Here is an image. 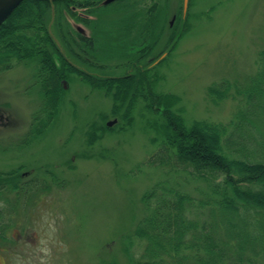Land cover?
<instances>
[{
    "label": "rangeland",
    "instance_id": "374dc122",
    "mask_svg": "<svg viewBox=\"0 0 264 264\" xmlns=\"http://www.w3.org/2000/svg\"><path fill=\"white\" fill-rule=\"evenodd\" d=\"M134 1L124 12L117 3L98 10L100 19L88 33L98 40L103 55L98 64L104 68L92 71H128V59H135L143 44L137 32L145 26L144 16L135 14L153 0ZM154 2L158 22L149 43L158 42L154 54L160 57L140 63L153 70L154 92L177 96L173 108L188 123L228 122L238 104L235 88L221 100L209 90L223 81L242 82L255 71L264 49V0H189L186 13L184 0ZM122 16L129 28L120 35L114 26ZM187 17L189 25L177 47L169 53L170 45L162 54ZM40 69L37 59H26L0 71V172L26 164L28 180H42L39 194L28 190L16 197L15 192L0 196L8 198L0 200V234L7 239L0 238V264H102L113 253L124 261L119 237L142 217L143 196L162 174L144 163L158 150L160 135L153 126L158 118L143 108L142 100L132 125H125L121 112L113 115L105 90L70 75L57 117L46 130L29 136L39 118L46 117L36 84ZM93 134L98 138L90 143ZM25 138L23 146L14 147ZM174 177L199 198L205 183L186 172Z\"/></svg>",
    "mask_w": 264,
    "mask_h": 264
},
{
    "label": "trees",
    "instance_id": "16d2710c",
    "mask_svg": "<svg viewBox=\"0 0 264 264\" xmlns=\"http://www.w3.org/2000/svg\"><path fill=\"white\" fill-rule=\"evenodd\" d=\"M84 2L89 1L25 0L0 27V68L37 59L44 71L39 83L46 117L31 128L33 135L46 130L57 117L66 92L63 80L70 75L80 77L92 89L105 90L113 101V115L121 112L125 125H132L133 112L142 100L143 108L158 118L153 122L160 135L158 150L144 163L162 174L143 196L142 217L119 237L124 261L113 253L101 263L264 264V49L255 71L242 82L223 81L210 87L219 100L235 88L238 104L228 122L188 123L180 109L173 108L179 98L156 94L150 79L153 70H142L137 60H129V72L107 75L92 71L104 68L98 57L75 56L77 43L69 16L72 6L84 7ZM157 10V4L150 9L156 22ZM136 15L141 16L142 10ZM188 17L162 54L170 45L169 53L177 47L189 25ZM84 41L92 53L98 51L94 39ZM157 43L146 44L139 53H145L148 46L156 48ZM154 56V60L160 57ZM97 138L93 134L89 142ZM179 172L205 183L199 198L174 179ZM4 191L1 186L0 194Z\"/></svg>",
    "mask_w": 264,
    "mask_h": 264
},
{
    "label": "flooded vegetation",
    "instance_id": "af4514ba",
    "mask_svg": "<svg viewBox=\"0 0 264 264\" xmlns=\"http://www.w3.org/2000/svg\"><path fill=\"white\" fill-rule=\"evenodd\" d=\"M88 1L89 2H84V7H81L80 5L72 6V14H71V16H69V23H70V30L74 36L73 39L77 43V45H75V44L73 45V49L75 50V56H78V54H79L80 56H83V58L87 59V60H91L92 56H95V57H98L99 59H102L103 55L101 54V52L97 51L98 50V48H97L98 43H93L94 45H96L95 51H97V52L92 53V49H90V46L87 47V44L89 42L84 41V39H94L95 42H98L97 38H94V36H91V34L88 33V32H91L90 27L91 26L93 27L92 23H95L96 21H98L100 19L98 10H101L102 7H108L112 4L117 3L120 11L124 12L125 10H129L131 8L132 2H130L131 0H88ZM134 2L136 4L139 3V1H137V0H135ZM151 2H152V5L149 4L147 7L139 9V10H142L141 16H144V22H145V26H143L141 28V30H139L137 32V39L139 41H143V44H142V46L139 47L137 52H134V55H133V58H135L133 60H137L139 62V65H141L140 63L142 62L143 59L149 58V56H153L152 60L154 59V52H155L154 46L152 48L150 46H148L147 51H145V53H139V50H142V48L145 47L146 43L148 45H150L149 39L153 36V34H151V30L154 28V24L156 23V21L153 18L152 14L150 12V9L155 6V2H154V0ZM95 13H96V15H95ZM135 16H136V14H135ZM137 16H140V15H137ZM116 23L117 24L114 27L120 30V31H118V33L120 35L123 33V30L129 28V26H127L125 24V19L123 20V16L121 18H119ZM98 24H96V26ZM146 24H147V27H146ZM83 27L87 28V31H84ZM144 29H145V31L142 32V30H144ZM151 44H154V42ZM120 56H123V55H120ZM127 57L129 58L131 56H127ZM129 60H132V58L128 59V62L126 63V65L129 63ZM137 61H135L133 64H135ZM150 62H148V63H150ZM22 63L23 62H20V63L14 62V66L11 69H13L16 65H20ZM133 64H131V65H133ZM144 67H146V66H144ZM144 67H142V70H144L143 69ZM1 70H3L2 72H4V71H8L9 69H1L0 68V71ZM127 72H129V71H127ZM43 73H44V71L41 68L39 73H38V77H37L38 81L36 84L40 85L39 81L40 82L43 81V78H41L43 76ZM63 81H65V80H63ZM40 87L42 89L41 85H40ZM41 96L43 97V89H42ZM43 119L44 118L41 117V118H39V121H43ZM30 135H32V134L30 133L29 136ZM27 139L28 138L23 139L20 143L17 141V143L14 145V147L19 148V147L23 146L24 140L27 141ZM16 150H18V149H16ZM26 167H27L26 164H21L17 168L15 167L10 171L0 172V187L3 186L5 188L4 193H1L0 196H2L3 194L10 196L12 194V192H15V194L13 196L16 197L20 194L24 195L28 190H30L32 193L37 191V193L39 194V192H40L39 188L41 187V186H39V184L42 182V180L39 179L38 177L28 180L27 174H29V171H28V169H26ZM8 173L11 175L7 176ZM1 199H3V198L0 197V200ZM3 201L8 202V198L3 199ZM6 224H8V223H6ZM2 236L3 235L0 234V238ZM3 240H7V239L5 238Z\"/></svg>",
    "mask_w": 264,
    "mask_h": 264
},
{
    "label": "water",
    "instance_id": "95a60500",
    "mask_svg": "<svg viewBox=\"0 0 264 264\" xmlns=\"http://www.w3.org/2000/svg\"><path fill=\"white\" fill-rule=\"evenodd\" d=\"M24 0H0V27L7 21V19L13 14V12L23 3ZM189 0H184V13L188 9ZM164 57V56H162ZM66 88V83H64ZM116 123L108 122V126L111 127Z\"/></svg>",
    "mask_w": 264,
    "mask_h": 264
}]
</instances>
